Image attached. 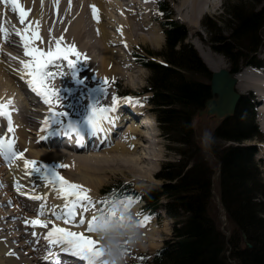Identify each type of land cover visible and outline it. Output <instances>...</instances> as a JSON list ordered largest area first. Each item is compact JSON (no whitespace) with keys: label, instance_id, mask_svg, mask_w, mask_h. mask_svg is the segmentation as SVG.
<instances>
[{"label":"bare ground","instance_id":"6f19581e","mask_svg":"<svg viewBox=\"0 0 264 264\" xmlns=\"http://www.w3.org/2000/svg\"><path fill=\"white\" fill-rule=\"evenodd\" d=\"M120 1L121 0H16L20 7L23 8L27 13L25 17L26 22L23 23L24 29L17 32L30 37V49L38 48L40 51L48 53L49 51L55 52L57 46H59L62 50H67L74 46L76 52L79 53L78 56L72 53L68 54V60H71L74 64V68L72 69H76L75 77L72 75L73 72H70L68 70V60H64L62 57L60 59H54V64H60L61 62V65L63 66L62 73L54 68L51 64L46 67L51 68L50 71L56 73L53 78H46L42 85L43 87L56 92V95L51 98V107H54L56 112H66L67 114H89L91 112V107L104 96V93L107 92L105 90H99L100 88H104L107 86V83L105 82L106 79L110 78L111 75L115 72L121 73L122 70L115 66L124 65L127 68H131L130 63H128L129 61L126 62V59H123L121 57L119 51L116 49H111L109 45L117 43L128 45V42L134 41L135 43L136 40H141L142 42L145 41L151 45H158L159 43H161V30L157 26L156 22L151 21L149 18L150 4H147L149 3V1L130 0L128 1V3H126V5L128 6H124L123 3H120ZM158 1L159 0H156V2ZM216 1L217 0H179V5L176 10V13L178 15L177 18L181 19L184 23L187 24L186 26L189 27L191 35L198 34L195 22L200 16H205L209 9H213V7H215L214 3ZM93 6L97 10L98 18H94L93 16ZM105 7L111 10V12L116 10L117 14H119H116L117 18L115 16L113 17L114 19H116L115 27H117L119 31V40V36L116 40L106 30V26L109 25V23L113 22L114 19H110V17L108 16L110 12L107 13V9ZM109 15H112V13ZM16 17L20 19L19 13ZM108 20L111 21L107 22ZM29 26H31V31L25 32V29ZM91 29H94L93 31H95V36H93L92 38L97 45H92V39L90 37V33L92 32L90 31ZM140 31H144L146 33H143L144 35H142L139 33ZM6 32L9 35H13L14 37H16L18 39V43L15 42V44L14 42L12 43V41L7 40L4 33L1 32L3 35L2 40L5 41V44L7 46L18 48L21 50L20 52L25 54L24 42L21 40L20 36L16 35L17 32L15 30L11 31L8 28L6 29ZM33 32L38 33V38L32 35ZM205 57L208 61L211 62H209L210 64L208 65L214 71L218 70L221 67L226 68L225 60L223 58L218 57L211 52H206ZM44 59H47V57L45 56ZM2 67L4 68V66ZM77 70L81 73H83L82 71H85V74L81 78V80L84 81L83 84L77 82ZM6 71L7 70H5L4 68V73L0 72V79H2L3 77L9 79V81H12L11 83H13L19 91L25 89V87L23 83L16 79V76H20L19 78L23 80L25 84L27 83V85H29V80L32 79V77L27 74V71L24 68V64L19 66V71L16 75H12V78L14 80L7 76L8 74ZM5 73L7 75H5ZM263 76L264 70L262 75L254 70H242L235 76V87L239 93L248 96L251 95L252 97H254L256 95H264ZM90 85L91 87L89 89H86V87ZM36 86L38 88L41 87L40 84H37ZM13 94L8 85L0 83V98H3L2 101H5L7 105V108L4 109V111H7L10 115V119L13 120L9 121V117L5 116L8 118L7 122L5 120V117L2 118V115H0V133L3 132V129H6L7 131L9 124L11 126L14 123H17V125H19V117L16 114L18 101L16 100V95ZM9 101H11V103H9ZM19 101L21 102V100ZM28 103L29 101L26 100V106ZM95 106L100 107L98 105ZM121 106L122 105H118L117 102L115 105H113L112 103L109 106H105V108H115L114 112L107 113V115L114 121V123L109 124L107 121H101L102 127L105 129V131L98 132L96 133V135H91L90 129L84 124H80L79 128L77 129L78 131H80V139L78 140L79 142L76 143L83 145V143H86V139L96 137L98 141L96 143V147L93 150L97 151L103 148V150L101 151L102 153L99 155H96L97 153L89 155H76L77 153L70 154L68 152H62L60 150L57 151L55 149L52 151H47L45 148L39 145L37 137L49 132L51 130L50 125L44 124V121L46 119H41L40 122L38 121L40 123L38 125L36 121L32 119L33 117L31 118V116H28L29 114H26V116H24L25 118H28V120L24 119L25 125H22L20 123V127L15 128L12 134L11 132L7 131L6 134H8L10 137L4 136L2 139L7 140L11 138L13 140V138H15L12 152H15L13 150L17 149L20 153H23V157L21 159H13L10 152L8 154V159L12 160L11 165L14 166V168L9 169V171L7 172L6 167L0 166V190H5L8 193L9 190H14V192H12L13 201L17 205L16 208L14 207L15 211H12L13 213H5V206L3 207L2 205H8L9 202L6 197H3L4 194L0 193V197L4 198L2 201L0 200V220L5 217L8 220L12 221L13 218L23 217L26 214V210H32V202L27 205V203L22 200L24 196H26L25 193L28 194V192L30 190L32 191V189L30 188L29 190L28 186H26L29 185L26 184V179L23 178V180H19L22 175L15 173L16 166L20 167L21 169L25 168L26 160L37 161L36 158H40L42 160V162L37 161L39 168V171H37V176L39 178L40 184L44 183L45 188H54L53 190H49L51 191L50 193H44L45 195L47 194V196L43 201V206L46 208L50 207V210L53 211L52 213L54 215L56 214L58 217L62 216L64 218V213L61 214V211L65 210V208L60 205L65 204L66 200L64 196L59 194L57 191L58 184L54 181V173L50 171L49 165L54 167L56 165V167L63 169L64 171H61L59 173L55 171V174L63 176L64 179L70 183L82 185L89 197H91V194L94 195L101 184L104 183L105 178L108 176V173H111L112 171L115 172L117 170L128 172L131 177L136 180L135 182L137 183L136 185H138L137 187H139L138 189L148 188L153 183L151 180L153 169L149 166V163H153L157 160V157L159 156V149L152 147L154 143H150V138L147 137V132L146 130H144V127H141L137 122H130V124L127 126L126 133L122 135L123 139H120L122 141L116 142L113 147L110 146V149L107 147L108 144H111L113 141H115L114 134L118 132L123 126L119 125L120 121L125 120L129 114L128 112H123L120 115V110H122ZM12 107L15 111L12 110ZM48 114L51 113L48 112ZM24 120L22 119V121ZM36 125H38V127ZM261 125L263 127L262 131H264V117L262 118ZM29 126H36L35 131H31L32 128L27 129V127ZM121 131L122 130L119 131V134L121 133ZM145 135L147 137V144H145V141L143 140L140 141ZM54 137L56 136L52 135L50 137L52 139L49 138L50 142L46 143L45 146H57L64 143V140L54 141ZM77 144H75L74 147H65L76 148L81 151L84 150L79 149ZM0 157H3V155H0ZM0 163H2L1 159ZM59 165H65L66 167H59ZM28 170H32V168L27 167V171ZM29 173L32 174L31 172ZM3 177L5 178L6 183ZM17 183H20V185H17ZM14 187L15 189H13ZM21 188L23 190H21ZM15 193H19L20 195H22V197L17 196ZM43 197L45 196H42L41 198ZM72 199L73 197H68L67 201H71ZM50 200L52 202H50ZM33 211H37L36 208H34ZM132 214H136V210H133ZM89 215L90 213L86 216H83V219L85 220L84 225L79 224L78 218H76L75 221L76 226H69L64 223L63 220L61 223L53 222L50 224L51 226L46 230L45 234L40 231L39 233H37V229L40 228V226H33L26 222H20L18 225H9L8 227H4V225H2V223L0 222V264H32V261H34L32 260V256L30 257V259L27 257L23 258L17 248H12L9 250L10 245L8 247V243L12 237H9L10 235L6 236L3 232L14 228L22 229V232L19 233V236L22 237V239L23 237H26L30 252H36V254L37 252L47 254V257L44 259L46 261L49 260L50 264L57 262V260L55 262V259L59 254H65L68 257H74L71 259L80 258L79 256L70 254L71 250L63 245H53L54 251L51 252L48 249V247L50 246V242L48 241V239H46V237L47 233L52 230L53 226L65 228L68 231L77 232L84 235L87 230V223L92 219V217H89ZM23 227H27L29 229L32 227V232H27L26 228L24 230ZM139 227L141 226L139 225ZM33 232L35 233V235H33ZM91 237L99 238L97 232H92ZM24 241L22 242L24 243ZM3 246L5 247L3 248ZM98 246L102 248L100 244ZM18 248H22V246L20 245ZM37 261L38 262L34 261V263L47 264L38 256ZM59 264H64V262L60 261Z\"/></svg>","mask_w":264,"mask_h":264},{"label":"trees","instance_id":"16d2710c","mask_svg":"<svg viewBox=\"0 0 264 264\" xmlns=\"http://www.w3.org/2000/svg\"><path fill=\"white\" fill-rule=\"evenodd\" d=\"M223 9L228 31L223 36L214 24L210 35L218 43L214 50L231 59L235 68L240 60H250L259 45L264 7L245 12L240 3L226 0ZM164 27L163 64L145 65L150 70L148 84L158 127L179 158L163 163L156 176L161 186L145 196L148 205L162 206L173 220L171 237L150 264H264V181L252 164L253 147H218L216 142L242 143L254 137L252 109L240 99L234 115L215 130L211 143L220 163V198L231 224L225 237L209 215L212 170L193 134V118L210 95L206 84L210 72L193 48L184 44L183 27L172 22ZM161 197L163 204L158 203ZM241 233L250 248H242Z\"/></svg>","mask_w":264,"mask_h":264},{"label":"rangeland","instance_id":"374dc122","mask_svg":"<svg viewBox=\"0 0 264 264\" xmlns=\"http://www.w3.org/2000/svg\"><path fill=\"white\" fill-rule=\"evenodd\" d=\"M46 1H49V0H46ZM115 1H119V0H115ZM128 1H130V0H121L120 3H123V5L125 6L126 3H128ZM148 1H149V3H147V4L148 5L150 4L149 5V18H150L151 21L156 22L155 20L152 19L151 15H150L151 14V3L152 2H156V0H153V1L152 0H148ZM229 1L240 3L245 12H259L258 10H260V9H262L264 7V0H229ZM224 2H226V0H217L214 3L215 7H213V9H209V11L205 14V16H200L197 19V21L195 22V25H196L197 33L198 34H192L191 35V33L189 31L190 30L189 27L186 26L187 24L184 23L181 19H178L177 18L178 15L176 13V10H177L178 5H179V0H168V5H169L171 11L173 12V18H174V20L177 21L178 23H180L183 26L184 31L186 32V35H187L186 42L189 43L190 46L196 51L199 59L201 60V62L203 63V65L207 69H212V68L208 65L211 62L208 61L207 58L205 57L206 52H211L212 54H214V55H216L218 57L223 58L225 60V65L227 67H229V66L232 65V61L231 60H229L228 58H226L224 55H222L220 53H217L214 50V46L217 45L218 43L213 38H211V35H210L211 34V30L213 28H215L214 27V24H215V26L217 28L220 29L221 35L224 36L227 33V31H228L227 30V25L223 24V18L226 16L224 14V9H223ZM126 6H128V5H126ZM106 9H107V13L110 12L109 14L112 13V15H113L112 16V15H109L108 14V16L110 17L111 20L114 19L113 18L114 16L117 18V16H116L117 11L116 10H114L113 12H111V10H109L108 8H106ZM220 14H222V15L220 16ZM117 15H119V14H117ZM111 20H108L107 22H110ZM10 21L11 22H14L13 19H10ZM25 22H26V20H25ZM114 22H115V19H114ZM109 24H112V22L109 23ZM115 26H116V23L114 24V27ZM157 26H158V24H157ZM106 27H107V29H106L107 32L110 35H112V37H114L117 40V37L119 36V35H117L118 33L116 34L114 32L115 30L109 29L108 28V25ZM7 28L10 29L11 31H14L15 30L17 32L19 30H23L24 29V24H21L20 19H18V28H15L14 29L10 24L4 23V28L3 29L6 31ZM93 30L94 29H91L90 30V31H92L90 33V37L92 39V45H97L96 42L93 41V38H92L93 36H95V31H93ZM261 30H260V32H263V35H264V29L262 31ZM139 33L142 34V35H144L146 32L140 31ZM2 36L3 35L0 32V43H3L4 44V46H5L3 48L4 50H7V49H11V50H14V51L18 50L16 52H18V53L26 56L25 54H23L22 52H20L21 51L20 49L14 48V47H11V46H7L5 44V41L2 40ZM133 37H135V36H133ZM6 39L9 40V41H12V43L13 42L14 43L15 42L18 43V39L16 37H14L13 35H9L8 34V36L6 37ZM119 39H120V36H119L118 40ZM130 42H128V45L125 44V46H126L125 47L126 52L122 49L123 46L120 45V44H118V43L115 44V45L114 44L109 45V47L111 49L118 50L119 53L121 54V57L123 59H126L125 60L126 62L129 61L128 63H130V67L131 68H127V67H125L124 65H121V64H120L121 66H115V67H118L119 69H121L122 71H121V73H116L115 72V73H113L111 75L110 78L106 79V81H107V84L106 85H108L110 82H114L115 80H119V84H117L116 89L118 91V94H120V95L123 96V97H120V98L127 97L130 100H133V97H131L129 95V92H131V91H140V93H142V96L141 97H138L137 96L138 98H136V100H133V101H135V102L137 101V103L139 105V108H142V109L145 108V111L144 112L141 111V113H145L140 118L141 124L142 123L143 124H146L147 122H150V124H151V130L150 129H147L146 131H148V133L150 132V134H148L149 137H151V136L153 137L154 135H156L155 136V139L156 140L154 139V141H153V142H155V145H153L152 147H155L156 149H159V151H158L159 156L157 157L158 160L157 161H154L153 163H149L150 164L149 166L153 169V174H152V179H151L153 183L147 188V189L150 190V189L159 188L161 186V184H162V180L156 178V175H155V174L158 173L159 168L161 167L162 162H164L166 160H176L179 157V155L176 152L170 151V150L167 149L168 145H167L166 141L163 140L160 135H158V131L159 130L156 129V127L154 126V123L152 121L153 120V117H152V114H151L152 112H151V109H150L151 106H148L147 101H146L147 100V96H149V93H146V92L143 91V89H146L148 87V78L150 76V72L146 68L140 66V63L142 62V57H138L136 55L137 58H136V61H135V60H133L134 58L133 59H130L128 53H129L130 50L135 51V52L138 51L139 54H140V52H142V56H143V55H146V52H145V50H146V51H149L150 53H152L153 55H155V57H156L155 59L159 61L160 59H162L161 58L162 56L158 52H160L162 50V48L164 46V40L162 39L161 43H159L158 45H151L148 42H145V41L142 42L141 40H136L135 43H134V41L131 42V43ZM121 44H123V43H121ZM130 47L132 49H130ZM158 55H160L161 57L158 56ZM26 57H29L31 59H34V57H31V56H26ZM0 64L1 65H6V66H9V67L12 66V67H10L11 71H12V69H15L16 68L14 66L15 64H12V61L9 60V59H6L4 56H0ZM60 64H61V62H60ZM20 65H22V64H20ZM241 69H242V67H241ZM50 70H51V68L44 69V71H46V72L54 73V72H52ZM68 70L70 72L75 73V70L76 69H69L68 68ZM212 71H214V70L212 69ZM0 72L3 73L2 71H0ZM77 72H78V70H77ZM82 72L83 73L78 72L76 74V77L78 78V80H81V78L85 74V71H82ZM10 78H12V77H10ZM11 82L12 81H9V79H6L4 77L2 79H0V83H4L5 85H8L10 87V90H11L12 94L14 93L13 95H16L17 96L19 90ZM90 87H91V85L88 86V87H86V89H89ZM23 90H25V89H23ZM23 90H21V91H23ZM99 90L102 91V90H105V89L100 88ZM109 90L110 91H113V88L110 87ZM105 91H107V90H105ZM27 93H25V95L23 96L24 99H23V97H21L20 99H18V100H21L22 107H23V109H19V107L16 108L17 116L19 117L18 118L19 125H20V123L22 125H25V120H28V118H25L24 117V116H26V114L27 115L29 114L28 115L29 117L30 116H31V118L33 117L32 119L34 121H36V123H39L38 121H40V114H39L38 110L41 112V117L47 118L49 116L47 114L48 106H43V105L38 106V105H36V102H35L37 100H40V101L44 102V99L41 98V97H39V98H37V100H35V97L33 98L31 96V94H29L33 98V99H31V101L34 102V103H32L29 100V98L26 97L27 96L26 95ZM239 94H241V93H239ZM241 95H245V94H241ZM114 96H115L114 94L113 95H110L109 92L107 91L106 93H104V96H103L104 98L102 97L101 99H99L94 105H98L100 107L109 106L110 104H112V101H113ZM2 99L3 98H0V101L2 102V105H6V102L5 101H2ZM26 100L29 101V103L27 104V106L25 104ZM19 102L20 101H18L17 103H19ZM24 104H25V106H24ZM37 112H38L39 115L37 114ZM69 115H87V113H69ZM34 118H36V119H34ZM22 119L23 120L25 119V120L22 121ZM215 120L214 119H210V118H208L206 116H200V117H195L193 119L192 123H193V131H194L195 140L198 143V145L200 146L201 152H203V155L206 156V159L209 161L212 169L214 170V174H213V192H214L215 195L211 199V212H210V214L214 218V220L216 221L218 227L219 228H223V232L227 233L229 231V229H230L229 224L228 223H225L224 226L222 225L223 222L221 220L224 219V215L219 211V207H218L217 201H216V195L218 193V188H219L218 187V179H217V177H215V175L217 176V174H216L217 173V163H216V161L210 155L211 153H210V146H209V144H210L211 131H213L215 129V126H216V121ZM36 126L38 127V125H36ZM36 126H29V127H27V129H31L32 128L31 131H35ZM126 128L127 127H125L121 131L120 134L118 133L119 134L118 137H117L118 139L115 142L113 141L110 145L108 144L109 147L110 146L113 147L116 144V142L122 141L120 139H123V136L122 135H124V132H125V129ZM140 141H142V140H140ZM263 142H264V140H263ZM145 143H147V142L145 141ZM220 144H223V143L222 142H219V145ZM45 149L47 151H52V150L55 149L57 151L60 150L62 152H68L70 154L76 153V152L70 151L67 148H45ZM101 153L102 152H97V154L96 153H94V154L99 155ZM76 155H78V154H76ZM81 155H89V154H81ZM36 159L39 160V161H42L40 158H36ZM144 165H146V164H144ZM49 166H50V170H52L53 169L52 168L53 166H51V165H49ZM16 168H19L20 169V170H17V172L15 171V173H17V174L25 175L27 173V168L25 169V171H23L24 169H21L20 167H17L16 166ZM54 170L57 171L58 173L61 172V171H64L63 169L56 167V165H55V169ZM22 171H23V173H22ZM262 172H263L262 178H264V169H262ZM128 174H129L128 172L118 171V170L115 171V172L112 171L111 173H108V176L105 178L104 183L101 184V186L95 192V194H94L95 196L91 194V197L92 198L91 197L90 198L94 202V204L90 207V210L88 212L83 213V216H86V215H88L90 213L89 217H93L94 216V213L97 211V208L95 206H97V207L100 208V211L98 213H96L97 218L100 215L107 214L106 212L109 209L106 208L104 205L109 203V199H110L109 196L112 195V192H110L109 190H112L113 188H115V190H116L118 188V187H116L117 184H124V182L125 183H129V184L133 185V187L136 188V190L138 191L137 188H139V187H137L138 185H136L137 184L135 182L136 180H134V178L131 177L130 174L129 175ZM28 175H30V174L28 173ZM22 177L25 178V176H22ZM23 178H20L19 180H23ZM3 179L5 180L4 177H3ZM26 180H27V183H29V184L32 185V186H30V188L32 190L34 188H36V185L38 184L37 182H35L36 177H32L31 179H28L27 178ZM5 183H6V180H5ZM38 186L41 187V184L38 185ZM45 189H47V188H45ZM48 190H50V189H48ZM12 192H14V190ZM12 192L11 193H8L5 190H0V193L4 194L3 197H6L8 199V202H9L8 205H2L3 207L5 206L4 207L5 213H6V211H7V213H13L15 211L16 206H17L16 203L13 201ZM140 192H143V191H140ZM29 194H33V193H29ZM38 195H39L38 196L39 199H35V198H29V199H27V198L24 197V200L23 201L26 202L27 205H29L30 202L33 201L32 202V206H31V209L32 210H30V211L26 210V212H25L26 214L23 217H21V218H13L12 221H10V220H8L7 218L4 217L2 220H0V222L2 223V225H4V227H8L9 225H16V224L18 225L22 221L23 222L24 221H27L28 222L30 220L33 221L34 219H36V220L37 219H39V220L41 219L43 222L51 221V223L52 222H61V219L62 218L61 219H57L58 216L56 214L54 215L52 213L53 211L50 210V207H48V208L43 207V205H44L43 204V201L46 198L45 194H42V192H41ZM42 196H45V197L40 198ZM3 199L4 198L0 197V200L1 201ZM129 201H131L130 204L128 203ZM115 204L118 205V207H119V210L118 211H122V212L125 209H129L130 207L133 206L132 209H129V211L127 213H132L133 210H136V208H138L139 209L138 215L134 214V216H136L137 220H142V219L147 218L146 223H148L147 226H149V227H147L145 223H139L138 222V224L141 226L140 227V230L142 232V238L136 244L127 247V249H126V255L124 257V264H126V261H127V264H130V263L131 264H142V263H144V256H148V255L152 254L155 250H157L162 245V242H163L164 239H166V238L169 239L170 238L171 231H172V227H171L172 226V220L170 218H168V216H166L162 211L159 212V216L156 217V218L154 216H152V215H148V214L142 212L141 211V203L139 201H137V200H134V199H120V200H117V201H115L111 205L110 209L113 210V206ZM64 205L65 204L60 205V206H63L64 207ZM134 205H137L138 207H136ZM6 208H8V209H6ZM34 208H38V209H36L37 211H33ZM101 208H102L103 212H102ZM57 209H58V207H57ZM41 210L42 211H45V213H47V214L40 215ZM112 210H109L111 212H108V214L109 213L116 214L118 212V211H116L115 213H113ZM63 211H65V210H63ZM63 211H61V214L63 213ZM37 212H39V214ZM136 213H137V210H136ZM51 214L54 215V216H52ZM7 215H9V214H7ZM80 217H81V214H80V212H78L77 213V218L79 220H80ZM70 224H72V226H76L75 225V222L74 223H70ZM30 225H32V224L30 223ZM69 226H71V225H69ZM49 227H47V228L40 227V228L37 229V233H39V231H40V232H43V234H45L46 230ZM77 227H79V226H77ZM23 228H24V230L26 228L27 232H32V227L30 229L27 228V227H23ZM148 228H149V230H148ZM147 230L149 231V233H148ZM20 232H22V229H20V228H14V229H11V230H8V231L3 232L6 236L7 235L8 236L10 235L9 237H12L9 240V243H8V247L10 245L9 250L12 249V248L13 249H16L17 248V250L19 251L20 255L23 256V258H25V256H26L27 258L30 259V257L32 256V260L38 262L37 261V254H39L40 252H37V254H36V252L35 253L30 252V250L28 248V243L26 241V237H23V239H22V237L19 236L20 235L19 234ZM91 233L92 232H88L86 230V232L84 233V236L86 238H91L93 240H96L98 242V245L100 244L102 246L101 239L91 237ZM14 236H17V237H14ZM22 241H24V243ZM18 244H20L22 246V248H18L20 246ZM4 247L5 246H3V248ZM55 248H57V247H55ZM48 249L51 252H53L54 251L53 244L50 243V246L48 247ZM38 256H45V254L44 255H38ZM13 258H14V256H13ZM34 261H32V264H36V263H34Z\"/></svg>","mask_w":264,"mask_h":264},{"label":"snow or ice","instance_id":"6c2138e0","mask_svg":"<svg viewBox=\"0 0 264 264\" xmlns=\"http://www.w3.org/2000/svg\"><path fill=\"white\" fill-rule=\"evenodd\" d=\"M5 2H11L13 11L19 12V18L21 24L25 22V17L27 13L24 11L23 8L20 7V5L16 2V0H5ZM93 16L94 18L97 17V10L93 6ZM31 31V26L25 29V32ZM0 32H3L5 37L8 36V33L3 29L0 28ZM16 35L20 36L21 40L24 42V50L25 55H31L34 57V63L32 65H29L27 63H24V68L27 71V74L32 77L31 80H29V85L32 87L33 91H36L38 95H42L44 97V102L46 104H51L52 100L51 98L56 95V92L48 89L46 87H43V82L46 78H53L56 73H50L44 71V69L48 65H53L54 68L59 70L62 73L63 66L61 64H54V59H60L61 57L64 60H68V54L72 53L74 55H79V53L76 52V49L74 46L67 50H62L59 46H57L55 52L49 51L48 53H44L40 51L38 48H29V39L30 37H27L25 35H22L20 32H17ZM33 36L38 38V33L33 32ZM62 39V38H61ZM47 57V59H44V57ZM23 63V62H22ZM67 67L69 69L74 68V64L71 60H68ZM72 75L75 77V73H72ZM80 84H83V80L77 81ZM107 83V81H105ZM40 84L41 87H37L36 85ZM11 103V101H9ZM113 105L116 104V98H113L112 101ZM7 108V105L0 104V115L7 116L10 119V115L7 111H4V109ZM51 111V109H50ZM114 107H96L93 105L91 107V112L86 115L85 119L81 121L82 124H84L86 127L90 129L91 135H96L98 132H103L105 129L102 127L101 121H107L109 124L114 123V121L107 115L109 112H114ZM66 112H52V116L55 117V119L52 121L56 123L57 125L63 126V122L59 119L60 116H66ZM49 120H45L44 124L48 125ZM69 128H73L74 126L69 124ZM8 132H13L14 129L9 124ZM79 142V141H78ZM15 141L14 140H3L0 139V155H3L4 158L7 160L9 158L8 154L11 152L13 159H21L23 157V153L18 152H12L13 145ZM36 162L33 160H26L25 161V167H31L33 171H39L38 168L35 167ZM59 167H66L65 165H59ZM54 173V181L58 184L57 191L59 194L63 195L65 200L67 201L68 197H73L71 201H67L64 205L65 212H64V223H74L77 218V211H80L81 218L79 220L80 225L85 224V220L83 219V213L88 212L90 210V207L94 204V202L90 199V197L86 194V190L83 188L82 185L70 183L67 180L64 179L63 176H60L58 174H55V170H50ZM30 174V173H29ZM35 199H39V197H34ZM129 204L131 201L128 202ZM40 215H43V211L41 210ZM62 217H57V219H61ZM147 220V218H145ZM27 223V222H26ZM51 223V221L48 222H42L41 220H33L31 221V224L33 226H40V227H48V224ZM143 223V221H142ZM87 231L88 232H97L98 231V218L96 216H93L90 221L87 223ZM35 235V233H33ZM48 241L53 245H63L68 247L71 251L70 254L79 256L87 261H89V264H106V262L103 260L104 257V249L98 246V242L93 239L86 238L83 234L68 231L65 228H60L53 226L52 230L47 233ZM58 264V262H56Z\"/></svg>","mask_w":264,"mask_h":264},{"label":"clouds","instance_id":"9594fccd","mask_svg":"<svg viewBox=\"0 0 264 264\" xmlns=\"http://www.w3.org/2000/svg\"><path fill=\"white\" fill-rule=\"evenodd\" d=\"M97 234L102 241L106 264H124L127 247L142 238L137 218L122 211L98 216Z\"/></svg>","mask_w":264,"mask_h":264},{"label":"water","instance_id":"95a60500","mask_svg":"<svg viewBox=\"0 0 264 264\" xmlns=\"http://www.w3.org/2000/svg\"><path fill=\"white\" fill-rule=\"evenodd\" d=\"M235 79L224 69L217 72H212L210 80V93L216 98L206 101V110L200 113L208 115L214 114L217 118L229 116L235 110L239 95L233 89ZM246 247L250 248L251 245L246 242V235L241 234Z\"/></svg>","mask_w":264,"mask_h":264}]
</instances>
